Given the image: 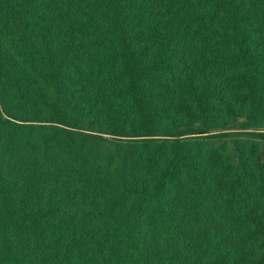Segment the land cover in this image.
Segmentation results:
<instances>
[{
    "label": "trees",
    "instance_id": "trees-1",
    "mask_svg": "<svg viewBox=\"0 0 264 264\" xmlns=\"http://www.w3.org/2000/svg\"><path fill=\"white\" fill-rule=\"evenodd\" d=\"M0 264H264V0H0Z\"/></svg>",
    "mask_w": 264,
    "mask_h": 264
}]
</instances>
